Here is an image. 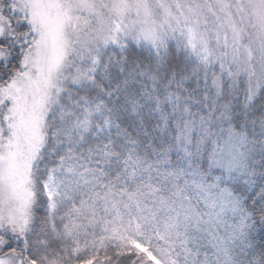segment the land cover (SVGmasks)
<instances>
[{
	"label": "snow or ice",
	"instance_id": "6c2138e0",
	"mask_svg": "<svg viewBox=\"0 0 264 264\" xmlns=\"http://www.w3.org/2000/svg\"><path fill=\"white\" fill-rule=\"evenodd\" d=\"M0 264H264V0H0Z\"/></svg>",
	"mask_w": 264,
	"mask_h": 264
}]
</instances>
